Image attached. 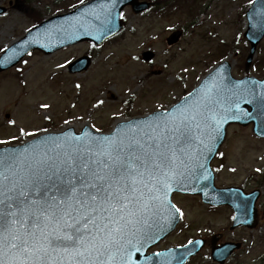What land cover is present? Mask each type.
I'll list each match as a JSON object with an SVG mask.
<instances>
[{
  "label": "rangeland",
  "instance_id": "obj_1",
  "mask_svg": "<svg viewBox=\"0 0 264 264\" xmlns=\"http://www.w3.org/2000/svg\"><path fill=\"white\" fill-rule=\"evenodd\" d=\"M87 1L0 0L5 8L0 16V54L41 21ZM145 1L152 3L151 10L135 15L125 9L123 29L100 47L83 42L50 55L33 51L17 66L0 72V142H6L0 147L65 128L78 132L85 125L110 132L118 121L166 110L221 61L230 63L236 79L263 77L264 37L245 65V12L253 0ZM175 32L178 40L168 46L166 39ZM144 52L152 53L153 59L143 61ZM83 55L91 58L90 67L68 73L67 65ZM211 165L217 187L249 191L256 186L264 195V139L255 137L250 127L230 126ZM172 201L183 213L180 223L151 251L219 233L223 241L242 243L227 264H264V206L254 232H229L228 208L210 209L197 198L180 195ZM186 264L213 263L205 248Z\"/></svg>",
  "mask_w": 264,
  "mask_h": 264
},
{
  "label": "snow or ice",
  "instance_id": "obj_2",
  "mask_svg": "<svg viewBox=\"0 0 264 264\" xmlns=\"http://www.w3.org/2000/svg\"><path fill=\"white\" fill-rule=\"evenodd\" d=\"M187 105L127 132L66 133L0 152V264H133L145 228L183 215L166 197L198 159L195 142L212 150L200 139L203 106Z\"/></svg>",
  "mask_w": 264,
  "mask_h": 264
},
{
  "label": "water",
  "instance_id": "obj_3",
  "mask_svg": "<svg viewBox=\"0 0 264 264\" xmlns=\"http://www.w3.org/2000/svg\"><path fill=\"white\" fill-rule=\"evenodd\" d=\"M126 5H132L136 13L148 8V4L137 3L136 0H91L67 14L45 20L5 50L0 57V71L17 64L31 50L50 54L60 48L83 41H89L96 46L102 44L120 30L119 17L121 10ZM3 12L4 9L0 8V14ZM246 19L248 28L244 36L250 43V53L246 62L248 65L256 45L264 36V0H254L246 13ZM178 37V32L172 34L167 39V43L173 44ZM143 59L150 60L151 54L144 53ZM88 66V58L83 57L69 65L68 70L70 73H75L86 70ZM230 69L231 66L228 62L219 64L189 95L166 111H174L186 100L188 101L187 106H203L202 114L207 119L204 121L206 126L200 129V139H203L205 144L210 145L212 149L211 151L205 150L199 147V140L195 142L194 148L190 151L198 159L186 161L185 176L183 179L172 183L167 192L166 203L173 206L171 195L174 192L199 195L205 203L215 206L227 205L233 209L232 229L237 226L253 229L258 224L255 203L260 191L255 190L245 194L238 188L217 189L213 185V175L210 170V162L224 141L227 126L231 124H237L240 127L251 125L252 133L264 139V78L260 81L251 77L235 80L230 75ZM236 104L239 107H236ZM158 113L165 112H155L142 118L119 122L114 131L107 135H113L118 130L127 132V129L123 128L124 125L132 121H144ZM221 117H223V122L217 130L215 121ZM66 133L75 136H82L85 133L90 136L104 135L93 132L87 126L80 133H75L72 128H68L62 132L38 136L19 146L0 148V152L6 149H21L49 136L63 137ZM178 220V213H175L170 220L160 219L158 225H150L145 228V236L132 249L133 264H182L189 257L195 255L203 246L202 240H195L182 248L145 257L146 250L167 236L174 229ZM212 245H214L213 242ZM239 247V244L231 243L218 248L212 247L211 258L218 264H223L230 254Z\"/></svg>",
  "mask_w": 264,
  "mask_h": 264
},
{
  "label": "flooded vegetation",
  "instance_id": "obj_4",
  "mask_svg": "<svg viewBox=\"0 0 264 264\" xmlns=\"http://www.w3.org/2000/svg\"><path fill=\"white\" fill-rule=\"evenodd\" d=\"M128 10H130V8H128ZM257 187L255 186L253 189H256ZM252 189V190H253ZM244 190V189H243ZM252 190H249V191H252ZM245 191V190H244ZM249 191H245V192H249ZM194 198H196V197H194ZM198 199V198H197ZM199 200V199H198ZM264 195L262 194V196L260 197V199H259V201H258V203H257V208L259 209L260 207H262V206H264ZM260 203H261V205H260ZM208 207V206H207ZM210 209H218V208H211V207H209ZM263 208V207H262ZM229 209V208H228ZM262 210V209H261ZM236 230H244V231H248V230H246V229H244V228H238V229H234V230H229V232H234V231H236ZM252 232H254V231H252ZM198 238H202V237H198ZM202 239H205V238H202ZM223 239V237L221 238V240L220 241H218V244H221V243H224V242H233V241H223L222 240ZM242 244V243H241ZM208 249V248H207ZM241 249H242V246H241V248L238 250V251H236V252H233V254L231 255V257L225 262V264H227L228 263V261L236 254V253H238L239 251H241ZM204 250V249H203Z\"/></svg>",
  "mask_w": 264,
  "mask_h": 264
}]
</instances>
